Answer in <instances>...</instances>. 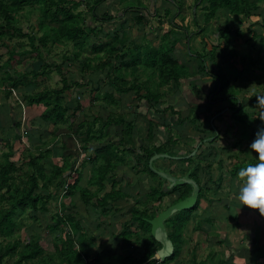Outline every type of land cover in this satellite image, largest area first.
<instances>
[{"label":"rangeland","instance_id":"1","mask_svg":"<svg viewBox=\"0 0 264 264\" xmlns=\"http://www.w3.org/2000/svg\"><path fill=\"white\" fill-rule=\"evenodd\" d=\"M65 1L68 6L73 1L81 2L74 11L80 14L88 33L84 45L68 40L53 44L48 40L45 46L38 40L46 32L40 27L41 2L25 5L14 13V27L0 30V64L14 55L10 64L0 67V171L6 163H13L15 171L10 181L21 183L39 172L33 162L36 159L44 164L48 175L56 172L46 187L42 186L44 179L35 177L40 186L33 193L42 195L36 214L32 215V205L17 208L12 216L14 232L0 234V252L12 249L0 264H17L22 250L37 246L42 253L20 264H63L67 232L86 233L88 242L93 241L86 223L74 227L69 216L79 223L84 219L100 223V241L115 246L119 240L131 242V258L119 250L114 256L104 255V259L95 252L87 264H217L216 257L207 255L204 242L210 235L240 236L238 228L233 230L224 224V214H237L244 208L237 196L238 172L257 159L251 144L264 128V44L259 45L257 34L252 32L261 31V25H257L259 11L249 20L217 11L207 22L204 7L208 0ZM138 12L144 15L142 21L137 19ZM59 17H63L61 12ZM44 21L57 24L50 16ZM227 26L240 29V35H232L238 51L232 56L227 46L221 49L224 55L213 46L225 45L221 31ZM166 33L170 35L164 37ZM32 34L37 39L34 43ZM168 41L173 42L175 58L191 72L179 84L163 81L159 63L153 65L145 59L147 45L159 48ZM247 48L252 52L242 61ZM208 50H213L216 57L207 59L208 71H224L228 85L220 86L213 75L199 71L196 57L207 56ZM109 60L113 66H103ZM32 71H41L42 76ZM8 72L14 78L19 76V84L2 79ZM114 77H119L115 84L110 82ZM65 83L70 88L60 94L64 111L60 119L45 116L44 103L32 104L26 98L41 90L62 89ZM133 84L137 87L117 89ZM231 87L234 94L229 97L226 90ZM148 88L162 93L156 107L145 98ZM50 98L49 107L53 108L58 98ZM104 146L113 151L108 163L100 157L99 149ZM159 146L165 151H159ZM59 167H63L61 172ZM97 167H102L106 178L102 184H91ZM75 177H79L78 187L87 188L89 195L96 192V200L112 194L106 212L98 206L90 209L80 190L71 192L65 187L66 181ZM186 184L193 189L182 199ZM7 192L12 194V190L0 189V208L11 206L3 197ZM196 195L199 201L173 212L164 221L168 236L167 223L176 217L182 220L177 232L179 254L172 261L157 257L163 244L152 233V227L147 230L134 215L153 221L179 203H192ZM43 200L47 209L40 210ZM93 203L97 201L93 199ZM65 217L68 221L63 222ZM57 221H62L58 227ZM125 230L128 232L121 233ZM126 234L130 236L128 241L124 239ZM73 246L79 247L77 241ZM223 246L217 247L221 250ZM149 251L150 256L145 257ZM223 257L221 253L218 259Z\"/></svg>","mask_w":264,"mask_h":264},{"label":"trees","instance_id":"2","mask_svg":"<svg viewBox=\"0 0 264 264\" xmlns=\"http://www.w3.org/2000/svg\"><path fill=\"white\" fill-rule=\"evenodd\" d=\"M200 0L197 1V3ZM10 4H5L3 0H0V11L2 13L3 17V24H0V30H5L6 28H13L14 27V22H13V17L14 13L19 11L20 9H23L25 5L27 4H33V3H44L43 9L39 8L42 14L41 22H40V27L46 29V32L41 35V37L38 39L43 45L47 46V41L51 40L53 44L56 43H64L65 40L68 41H74L78 45H84V40L87 36V32L85 31V26L84 23L82 24L80 14L75 13L74 9L78 8V6L81 4L80 1H73L69 6L66 4L65 0H10ZM263 0H208V5L204 7V10H207L206 12V21H210L214 18V16L217 14V11H228L230 14L233 16H244L246 20H249L250 16L259 11V13L264 11V2ZM170 9H168L167 12H169ZM62 13L63 17H59V13ZM139 13V12H138ZM264 13V12H263ZM48 16L51 17L53 20H57V24L51 25L50 23L44 21ZM232 16V17H233ZM110 18V17H108ZM174 16L171 17L173 19ZM242 18V17H241ZM44 19V20H43ZM138 21H142L144 19V15L142 12L139 13L137 16ZM84 22V20H83ZM235 22V21H234ZM240 22L242 23V19H240ZM260 22V25L264 27V18ZM232 22H230V25L232 27ZM251 26V25H249ZM235 27V26H234ZM233 27V28H234ZM251 31V30H250ZM233 32L237 33L240 35V29H238V26L235 27L234 30L230 29L228 26L221 31V34L224 35L225 39V45L224 46H218L213 45L215 47L214 50H219L218 54H223L224 51L221 49L227 46V52L231 53L232 55H235L237 52L235 50V47L233 45ZM253 34H257L256 37L259 38V45L264 44V36L261 34H258L256 30H252ZM170 33H166L164 37L169 36ZM223 37V36H222ZM32 42L34 43L37 39L34 34L31 35ZM175 44V43H174ZM147 53L145 54V59L147 63H151L153 65H156L159 63V69H160V76L163 81H174L176 84H179L182 78H186L187 76L191 75V72L189 71V68L185 64H180V62L175 58L174 56V45L172 41H168L165 44H161L159 48L153 47V46H146ZM249 49L247 48V51ZM261 50V49H260ZM246 51V52H247ZM15 52V51H14ZM250 52L248 51L241 56L242 61H246L250 57ZM80 52H76V56H79ZM117 55V54H116ZM214 56V51L213 50H208L207 51V56L205 54L199 56L197 55V65L199 67V71L201 72H206L209 73L210 75H213L216 79V82L220 86H225L228 85V79L224 73V71H208V65H207V59H215L216 57ZM14 55L9 57V59L3 63L0 64V67L2 65L10 64L11 60L13 59ZM174 57V58H173ZM140 58V55L137 57V59ZM176 59V60H175ZM260 61V58L258 59ZM244 65V64H243ZM103 66H113V63L111 60L105 62ZM246 67V65H244ZM220 69V67H219ZM241 71V70H240ZM33 75L39 77L42 76L41 71H32ZM36 77V78H37ZM11 79L13 84H19L21 79L14 78L13 75L8 72L7 77H2L4 80ZM121 79V78H120ZM119 77H114V79L110 80L111 83L115 84L118 82ZM33 84H35V80H33ZM219 85L215 83V88H219ZM137 87L136 84L130 85L127 89L125 88H120L117 87L119 91H125L129 90L132 88ZM70 88L68 83H65L62 89H45L41 90L35 93H30L26 97L30 103H44L47 106V110L45 111V116H53L56 115L59 119L62 117L64 111L62 109V104L60 102V94H62L65 90ZM219 90V89H218ZM221 90V89H220ZM227 96L231 97L234 94V90L227 89ZM213 94V92H212ZM52 95H57V104L53 106V108L49 107L51 105V98L50 96ZM145 98L147 101L150 103V105L156 107V105L159 103L160 98L162 96V93L153 91L150 88H148L147 93L145 94ZM257 99V97H254L253 100ZM57 106V108H56ZM169 108H172L169 106ZM210 110V108H208ZM159 151H165V148L162 146L157 147ZM102 157L104 159L103 162L108 163V159L110 156L113 154V151L111 150L110 147L104 146L99 149ZM97 158V156H95ZM94 158V159H95ZM34 165H36L38 169V173L31 175L28 179L26 177L25 180H22L21 183H15L10 181L12 179V174L15 171V167H13V163H6L3 165L1 171H0V189L7 188L8 191L12 190V194L10 195L9 192L6 193V195H3L4 198L9 200L11 202V206L9 208H0V234L2 235H11L14 232V225H15V220L13 219V213L16 211L17 208H24L28 205H32V208L34 209V212L32 215L36 214V211L38 210V204L42 199V195L40 193H33L35 188L39 187L40 184L38 183V177L37 179L35 178L36 175H38L40 178L44 179L45 182L43 183V187H46L48 183H50L53 178H54V173L48 175L46 171H44V164L37 162L35 159ZM105 165V164H104ZM102 167H97L95 170V175L96 177L92 178L91 184H102L103 181L106 178V172L103 173L101 170ZM109 169V167H107ZM63 167H59V172H61ZM107 169V170H108ZM48 176V177H47ZM79 177H75V179H72L70 182L69 180L66 181L65 187L67 185L68 189L71 190V192H75L76 190H80L81 197H83L84 201L91 207H102L104 208V212H106L108 209L106 207L109 206V200L113 198L112 194H107L104 195V197L96 200L94 197L96 196V192H93L91 195H89V190L84 187H78L77 183L79 181ZM69 181V182H68ZM192 185L191 184H186L184 186V191L181 194L182 199L187 197L188 194L192 191ZM16 191L22 192L23 196L21 197ZM67 192V189H66ZM64 192V193H66ZM93 199L97 201V204L93 203ZM200 196H198L199 201ZM43 206L41 207L40 210H45L47 209L45 206V201L43 200ZM89 209V210H90ZM140 212V211H138ZM135 220H142L141 225L144 226L147 230H150L152 227V221H144L143 218L138 216L137 214L134 215ZM69 219L71 221V224L76 227V224H83L82 221L81 223L78 222V220L74 217H70ZM169 220H172L170 218ZM68 221L67 218L63 219V222ZM181 221L179 220L178 217L174 218L173 221H170V223H167V226H169L170 231L168 234L169 239L173 243V251L170 255L163 257L166 261H172L176 258V256L179 254V247H180V241H179V236H178V230L179 227L181 226ZM92 222H96V220H93ZM62 221H57L56 227H58L59 224H61ZM165 227V226H164ZM76 229V228H75ZM128 232V230H125L121 233ZM86 233H82L81 235L79 232L76 230L74 233L67 232L66 234V239L63 243L62 247V255L64 256V260H68L71 263H76V264H87L85 262L86 255L88 254L83 247L84 240ZM129 234H126L124 239L127 241L129 240ZM77 241L79 248H76L73 246L74 242ZM148 244V243H147ZM146 244V245H147ZM150 245V244H149ZM28 245H26L27 247ZM152 244L150 245V247ZM83 248V250L81 249ZM11 247H8L7 253L0 252V263L2 262V259L4 255L10 254L11 253ZM22 255L20 259L17 261V264H20L22 261H25L26 259H33L40 255L42 253V249L37 246V248H34L33 250H29L28 248H25L22 250ZM85 251V253H84ZM83 252V253H82ZM149 252H145V257L150 256ZM156 251L154 252L153 256H156ZM131 258V256H128ZM49 264V263H48ZM199 264V263H197Z\"/></svg>","mask_w":264,"mask_h":264},{"label":"crops","instance_id":"3","mask_svg":"<svg viewBox=\"0 0 264 264\" xmlns=\"http://www.w3.org/2000/svg\"><path fill=\"white\" fill-rule=\"evenodd\" d=\"M263 12L259 13L258 21L264 18ZM257 25H260V22ZM260 29L261 31L257 33L261 34V36H264V28L262 24ZM236 52L238 53L237 50ZM243 207V210H239L237 214H234V212H232L231 215L226 212L224 214L226 215L225 219L228 222L226 223V221H224V224H227V227L229 226L230 229L233 228V230L238 228V233L240 236H225L224 238H218L210 235L207 236L209 238L204 242L207 244L208 248L207 255H211L214 257V259L216 257V260L218 261L217 264H264V214H261L259 209L252 210L247 205H243ZM81 221H83V224L86 223L88 236L93 239L91 242H88L87 238L83 239L84 250L88 253L86 257H84L86 263L91 259L90 256H94L95 252L102 254L103 259L105 258L104 255L114 256L117 253V251L114 252L115 250H119L125 257L130 256L129 249L131 247V242L119 240L116 243V247L112 242L110 245V243H107L106 241H100L98 237L101 230L100 223L92 222L90 219H84ZM230 223H233V225H228ZM93 230H97L98 232ZM225 232H227V234H231L232 230L231 233L230 230H226ZM132 239L133 238H131V241ZM222 243L225 245V247L223 246V248L220 250V247L217 246H220ZM81 249L83 250V248ZM108 250H111V252ZM132 253L134 254L135 251ZM221 253L224 254V257L220 258V260L218 259V256ZM96 258L97 260L95 261H98L99 258L97 255ZM101 259L102 258L100 257V261L103 262ZM209 260L211 261L212 259L210 258ZM63 264L76 263H71L66 259L64 260Z\"/></svg>","mask_w":264,"mask_h":264},{"label":"clouds","instance_id":"4","mask_svg":"<svg viewBox=\"0 0 264 264\" xmlns=\"http://www.w3.org/2000/svg\"><path fill=\"white\" fill-rule=\"evenodd\" d=\"M251 148L257 153V159L246 164L238 172L239 203L264 214V128L257 132Z\"/></svg>","mask_w":264,"mask_h":264},{"label":"water","instance_id":"5","mask_svg":"<svg viewBox=\"0 0 264 264\" xmlns=\"http://www.w3.org/2000/svg\"><path fill=\"white\" fill-rule=\"evenodd\" d=\"M189 182L193 183V181ZM195 191H198V189L196 188ZM197 195L195 198H193L191 201L192 203H188V202H184V203H179L175 206H173L172 208H169L168 210H166L165 212L161 213L158 217L154 218L152 221V233L156 236V238L163 244V248L161 250L158 251V253L156 254L157 257H165L168 256L172 253L173 251V243L171 242V240L169 239V237L167 236V233L164 231V221L173 214V212L178 211V210H183V209H187L190 208L196 201H197Z\"/></svg>","mask_w":264,"mask_h":264},{"label":"built area","instance_id":"6","mask_svg":"<svg viewBox=\"0 0 264 264\" xmlns=\"http://www.w3.org/2000/svg\"><path fill=\"white\" fill-rule=\"evenodd\" d=\"M66 188H67V185H66Z\"/></svg>","mask_w":264,"mask_h":264}]
</instances>
